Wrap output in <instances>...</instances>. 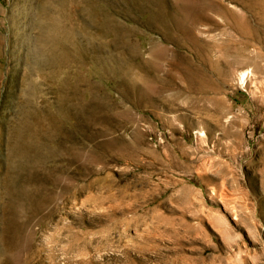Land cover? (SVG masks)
<instances>
[{"label": "rangeland", "instance_id": "obj_1", "mask_svg": "<svg viewBox=\"0 0 264 264\" xmlns=\"http://www.w3.org/2000/svg\"><path fill=\"white\" fill-rule=\"evenodd\" d=\"M0 264H264V0H0Z\"/></svg>", "mask_w": 264, "mask_h": 264}, {"label": "bare ground", "instance_id": "obj_2", "mask_svg": "<svg viewBox=\"0 0 264 264\" xmlns=\"http://www.w3.org/2000/svg\"><path fill=\"white\" fill-rule=\"evenodd\" d=\"M243 75H245V76H246V75H248V73H247V72H245Z\"/></svg>", "mask_w": 264, "mask_h": 264}]
</instances>
